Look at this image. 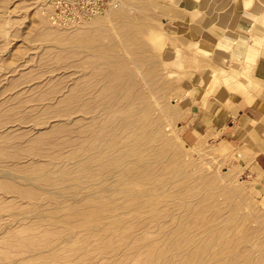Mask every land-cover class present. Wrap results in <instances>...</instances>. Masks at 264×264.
Listing matches in <instances>:
<instances>
[{
    "label": "rangeland",
    "instance_id": "374dc122",
    "mask_svg": "<svg viewBox=\"0 0 264 264\" xmlns=\"http://www.w3.org/2000/svg\"><path fill=\"white\" fill-rule=\"evenodd\" d=\"M194 6L185 0H0V115H8L0 120L10 121L0 125V132L4 131L0 133V167L19 173L12 178L18 185L12 179L0 178L1 264H79L74 258L81 255V246L97 251L100 238L105 240L107 236L104 233L103 237H95L89 229H83L84 222L77 220L81 210L94 212L97 217L89 223L97 221L98 227H110L112 235L123 238L120 242L124 245L117 253L97 251L83 264H116L127 251L132 252L118 264H140L137 253L130 250L135 240L143 239L137 234L148 235V241L156 245L155 264H264V175L253 168L256 151L248 143L249 137L245 141V136L229 128H218L214 134L209 129L200 130L191 136L200 114L202 119L216 116V111H211L215 102L224 108L226 117L225 107L240 99L232 77L223 84L219 79L213 88L209 85L213 71L228 64V54L240 49L225 48V55L214 54L207 38H187L178 29L179 11L193 12L186 22L203 19L198 11L194 12ZM251 50L255 52L253 61L262 58L264 49ZM225 74L234 76L231 72ZM136 76L140 80H135ZM126 83L131 84L126 85L128 93L146 97L145 101L138 99L133 109L147 123L151 118L149 124L145 123L147 129L148 125L154 129L161 125L163 140L155 141L152 152L157 160L148 164L151 171L127 187L130 195L150 187L149 193L145 192L143 199H128L121 194L111 201L113 192L101 191L97 184L82 187L85 183L73 177L80 172L87 153L83 151L87 145L83 135L86 120L81 117L94 105V112L99 110L103 119L106 115L114 117L117 113L108 115L112 107L101 112L106 105L103 103H110L115 87ZM98 89L99 93L86 99L84 94ZM238 101L242 106V99ZM123 102L127 100L121 99ZM75 118L79 122L73 121ZM66 138H70L71 145ZM81 177L98 181L102 178L92 174L89 177L85 172ZM21 191L26 198L17 196ZM37 209H41L39 213ZM35 212L37 218L33 216ZM177 217L181 218L178 225ZM28 228L34 236L39 235V247L32 237L30 248L7 244L12 243L11 237H25ZM130 228L136 229L135 234L129 232ZM30 252L38 255L29 256ZM49 253L54 256L48 258ZM71 253L76 255L71 261L59 259Z\"/></svg>",
    "mask_w": 264,
    "mask_h": 264
},
{
    "label": "bare ground",
    "instance_id": "6f19581e",
    "mask_svg": "<svg viewBox=\"0 0 264 264\" xmlns=\"http://www.w3.org/2000/svg\"><path fill=\"white\" fill-rule=\"evenodd\" d=\"M92 16V15H91ZM89 17V16H88ZM49 19V18H48ZM59 23V22H58ZM68 23V22H67ZM83 24V23H82ZM60 25V24H59ZM115 63H117V62H115ZM119 63V62H118ZM130 63V62H129ZM115 65V64H114ZM119 66H121V64L119 65ZM143 71V70H142ZM91 72V71H90ZM125 74V73H124ZM89 75V74H88ZM122 76H123V74H122ZM90 77H91V75H90ZM123 77H125V76H123ZM138 76H136V79L135 80H137L138 78H137ZM133 78V77H132ZM89 79V78H88ZM91 80V79H90ZM90 80H89V82H90ZM100 80H102L101 78H100ZM138 80H140V78L138 79ZM137 80V81H138ZM128 81V80H127ZM134 81V79H132V82ZM131 82V81H130ZM133 84H135V82L133 83ZM126 85H128L127 83L126 84H124V85H122V84H119L117 87H115V89H114V94L112 95V97H110V98H113V99H111V102L109 103V102H107L106 103V100H105V102L103 103V109L101 110V112L104 110H106V109H110L111 107V110H108V111H110L109 113H108V115H112V114H115V113H117L114 117H109L108 118V116L106 115V119H103L102 118V116H100V111L98 110V111H96V112H94V108H95V105H94V107L92 108L91 106H89L86 110H85V113H84V116L83 117H81V119H83L84 121L86 120V125H85V131H84V134L82 133V131H80L83 135H84V137H85V139H86V144L87 145H85L84 146V148H83V151H87V153L85 154L86 156H85V159H83L82 160V162H81V167H80V172H78V173H76V170H74L75 171V176L73 177L75 180H78V181H80L81 182V184L82 183H85V184H82V187H93L92 185H94V184H97V186H99V188H100V190L101 191H109V192H113L112 194H114L113 196L112 195H110L109 196V199L111 200V201H115V200H117V199H119L118 197H121V194H126V196L128 197V199H129V196H131V197H134V198H136V199H138V197L140 198V197H142V199L144 198V196H146V194H145V192H148L149 193V190H150V187H149V189H148V187H147V189H148V191L147 190H144V192H142V193H138L139 191H137V193L136 192H131V194L132 195H130V193H128V192H130L128 189H127V187L128 186H130V185H132V184H135V183H137V182H135V180H136V178L138 177V176H140L139 178H143L144 176L143 175H145L144 173H146L147 172V170H149V171H151V167H148V164H152V163H155L156 162V160H157V158H156V160H155V156H154V154H153V152L152 151H154V144H155V141H156V139L157 138H159V139H161L162 138V136H161V125L159 126L158 124V126H156V128L154 129V127H150L149 125H148V129H147V127H146V125H145V123H147V119L145 120L144 118H143V115H139V113L137 112V111H134V109H133V105L137 102V100L139 99V101H142L141 99H143L144 100V98H146V97H144V98H142V97H140V95H139V98H138V95H137V97L136 96H134V95H131L130 94V92L128 93V88H127V86ZM131 84H129L128 86H130ZM137 85H138V83H137ZM85 86V85H84ZM126 86V87H125ZM92 87V86H91ZM138 87V86H137ZM83 88V87H82ZM100 88V87H99ZM123 88H125V89H123ZM127 88V89H126ZM85 88H83V90H84ZM90 89V88H89ZM96 89V88H95ZM129 89H130V87H129ZM134 89V88H133ZM140 89V88H139ZM80 91V90H79ZM93 92H94V90H93ZM100 92V89H98L97 90V92H95V93H90V92H87L86 94H84V95H86L87 97H86V99L88 98V95H89V97L90 98H92L91 96L92 95H95L96 93H99ZM135 92V91H134ZM4 93V92H3ZM80 93V92H79ZM110 92H108V94H109ZM75 94V93H74ZM81 94V93H80ZM103 94V93H102ZM17 95V94H16ZM15 95V96H16ZM104 95L105 94H103L102 96H103V98H105L104 97ZM135 95H136V93H135ZM0 96H1V94H0ZM14 96V97H15ZM17 97V96H16ZM13 98V100L14 99H17V98ZM97 97V96H96ZM6 98V97H5ZM141 98V99H140ZM69 99V98H68ZM99 99V98H98ZM102 98H100V100H101ZM121 99H126L127 100V102H123V103H125V104H123V103H121ZM2 100V99H1ZM7 100H8V98H7ZM13 100H11L10 102H13ZM67 100V98H65V100L64 101H66ZM70 100V99H69ZM94 100V99H93ZM146 100V99H145ZM144 100V101H145ZM3 102L2 103H5V101H6V99H5V101H4V99L2 100ZM15 101V100H14ZM97 101H99V100H97ZM123 101V100H122ZM1 102V101H0ZM7 102V101H6ZM15 102H13L12 104H14ZM19 103V102H18ZM8 104V103H7ZM17 103H15V105H16ZM140 104V103H139ZM145 104H147V102L145 103ZM144 104V105H145ZM2 106H4L3 104H1ZM89 105V104H88ZM12 106V105H11ZM148 106H151V104L150 105H148ZM1 107V106H0ZM10 107V106H9ZM141 107V106H140ZM4 108V107H3ZM11 108V107H10ZM10 108H8V110L7 111H9L10 112V110L12 109H10ZM0 109H2V108H0ZM66 109V108H65ZM143 109V108H142ZM71 110V109H70ZM144 110V109H143ZM4 111V110H3ZM3 111H1V112H3ZM13 111V110H12ZM61 111V110H60ZM155 111V110H154ZM5 112V111H4ZM62 112V111H61ZM71 112H73V111H71ZM147 112H149V109L147 110ZM120 113V117H118V114ZM1 114V113H0ZM3 115L2 116H4V118L5 117H7L8 115H6L5 113H2ZM5 114V115H4ZM9 114V113H8ZM154 115H155V113H153ZM97 115H99V116H97ZM103 115V114H102ZM148 115V114H147ZM1 115H0V119H1V117H2ZM79 117V116H78ZM145 117V116H144ZM151 117V116H150ZM3 118V119H4ZM10 118V117H9ZM153 118V117H152ZM156 118V117H155ZM80 119V120H81ZM159 119H160V117H159ZM4 120H6V119H4ZM74 120H77L76 118L75 119H73V121ZM150 120H151V118H150ZM150 120H148V123L147 124H149V121ZM154 120V119H153ZM7 121V120H6ZM5 121V122H6ZM8 121H9V119H8ZM7 121V122H8ZM14 121V120H13ZM78 121V120H77ZM155 121V120H154ZM5 122L3 121V120H0V123H2V124H0L1 126L3 125V124H5ZM10 122V121H9ZM79 122V121H78ZM77 122V123H78ZM81 122V121H80ZM11 123H12V121H11ZM19 124V123H18ZM26 124V123H25ZM36 124V123H35ZM83 125H84V122H83ZM83 125H80L81 126V130H82V128L84 129V126ZM12 126V125H11ZM14 126H17V124L16 125H13V127ZM83 126V127H82ZM3 127V126H2ZM4 127H6V126H4ZM0 129H1V127H0ZM6 129V128H5ZM5 129H3V130H5ZM143 129H146V130H144V132L140 135L139 134V132H140V130H143ZM147 131V132H146ZM0 133H4V131H2V132H0ZM77 133V132H76ZM80 133V134H81ZM123 133H126V135L124 136L123 135ZM78 134H79V131H78ZM149 134V135H148ZM70 138H72V137H70ZM70 138H68V139H70ZM67 139V138H66ZM65 139V140H66ZM68 139L66 140L67 141V143H69V141H68ZM61 140V139H60ZM65 140H63V141H65ZM161 140H163V139H161ZM65 141V142H66ZM53 142V141H52ZM63 143V145L64 144H66V146L68 145L67 143ZM62 143V142H61ZM70 145H71V143H69ZM56 145V144H55ZM62 146V145H61ZM76 151H78L77 149H76ZM165 152L166 151H164V150H162V152L161 153H164L165 154ZM6 153H7V151H6ZM5 153V154H6ZM37 153H39V152H37ZM36 154V153H35ZM80 154V153H79ZM79 154H78V156H79ZM164 154H161V155H164ZM82 155V154H81ZM166 155V154H165ZM164 155V156H165ZM5 156V155H4ZM9 156H12V155H10L9 154ZM35 156V155H34ZM84 156V155H83ZM158 156V155H157ZM164 156H163V158H164ZM1 157V156H0ZM3 157V156H2ZM12 157H14V156H12ZM11 157V158H12ZM71 157V156H70ZM7 158V157H6ZM10 158V159H11ZM0 159H2V158H0ZM13 159V158H12ZM160 159V158H159ZM18 160H20V159H18ZM17 160V161H18ZM161 160V159H160ZM7 161V160H6ZM79 161H80V159H79ZM159 161V160H158ZM8 162V161H7ZM15 162V161H14ZM19 162V161H18ZM77 162H78V160H77ZM74 163H76V162H73V164ZM9 164V163H8ZM19 164H20V162H19ZM159 164V163H158ZM10 165H12V163L10 164ZM10 165H8V166H10ZM13 165H14V163H13ZM76 165V164H75ZM72 167V166H71ZM73 167H74V165H73ZM68 168V167H67ZM77 169H78V167H76ZM147 168H149V169H147ZM74 169V168H73ZM69 172V171H68ZM86 173L89 177H90V174H92V175H101L102 176V178L98 181V180H96V179H84V177H85V175H84V177H81L82 176V174L83 173ZM15 173V174H14ZM13 173V171H11V170H8L7 168H2V167H0V178H9V179H12V178H17L18 176H19V173H16V172H14ZM72 173V172H71ZM139 174V175H138ZM63 176H64V174H63ZM143 176V177H142ZM63 178V177H62ZM26 180H28V178H25ZM138 179V178H137ZM144 179V178H143ZM13 180V179H12ZM96 180V181H95ZM11 181V180H10ZM14 181V180H13ZM29 182H31L32 180H28ZM64 181V180H63ZM95 181V182H94ZM142 181H144V180H142ZM15 182L17 183V181H14V184H15ZM34 182V181H33ZM149 182V181H148ZM142 183H144V182H142ZM154 182H152V184H153ZM156 183V182H155ZM36 184V183H35ZM34 184V185H35ZM77 185H78V183H76ZM147 184V182H145V185ZM167 184V183H166ZM165 184V185H166ZM2 185V184H1ZM17 185H18V183H17ZM20 185V184H19ZM107 185V186H106ZM144 185V186H145ZM156 185V184H155ZM79 186V185H78ZM157 186V185H156ZM163 186H164V183H163ZM17 188L19 187V188H21L20 186H16ZM161 186H159V188H160ZM3 188V187H2ZM7 189V188H6ZM5 189V190H6ZM16 189V188H15ZM22 189H23V187H22ZM10 190H14V189H10ZM21 190V189H20ZM19 190V191H20ZM100 190H99V192H100ZM139 190H141V189H139ZM173 190V189H172ZM177 190V189H176ZM176 190H174L175 191V193L177 192ZM7 191V190H6ZM184 191V190H183ZM187 191V190H186ZM14 192V191H13ZM27 192V191H26ZM31 192V191H30ZM76 192V191H75ZM6 193H8V192H6ZM14 193H16V192H14ZM19 193V195L17 194V196H21V197H24V198H26L27 197V195H25L24 193L25 192H18ZM174 193V192H173ZM111 194V193H110ZM184 194V193H183ZM182 194V195H183ZM191 194H194V193H191ZM7 195V194H6ZM30 195V194H29ZM34 195H35V193H34ZM150 195V194H149ZM155 195V194H154ZM173 195V194H172ZM32 196V199H33V194L31 195ZM37 196V195H36ZM102 196V195H101ZM112 196V197H111ZM15 197V196H14ZM14 197H12V198H14ZM86 197H88V196H86ZM89 197H92V195L91 196H89ZM107 197H108V195H107ZM125 197V196H124ZM154 197V196H153ZM180 197V196H179ZM19 198V197H18ZM95 198V197H94ZM102 198V197H101ZM177 198V197H176ZM132 199V198H131ZM175 199V198H174ZM94 200V199H93ZM127 200V199H126ZM125 200V201H126ZM134 199H132V201H133ZM164 200V199H163ZM170 200V199H169ZM168 200V201H169ZM185 200V199H184ZM188 200V199H187ZM98 201V200H97ZM125 201H123V202H125ZM144 201H146V200H144ZM152 201V200H151ZM110 202V201H109ZM142 202V201H141ZM185 202V201H184ZM116 203V202H115ZM5 204V203H4ZM37 204V203H36ZM140 204V203H139ZM169 204V203H168ZM167 204V205H168ZM6 205V204H5ZM11 205V204H10ZM186 205H187V203H186ZM36 206V205H35ZM85 206V205H84ZM99 206V205H98ZM117 206V205H116ZM119 206V205H118ZM133 206V205H132ZM138 206H140V205H138ZM1 207V206H0ZM8 207V206H7ZM6 207V208H7ZM53 207V208H52ZM54 207L55 206H51V208L52 209H54ZM88 207V206H87ZM124 207V206H123ZM122 207V208H123ZM169 207V206H168ZM175 207V206H174ZM5 208V207H4ZM11 208V207H10ZM47 208V207H46ZM45 208V209H46ZM85 208V207H84ZM101 208V207H100ZM105 208V207H104ZM112 208V207H111ZM117 208V207H116ZM144 208V207H143ZM171 208H173V207H171ZM186 208V207H185ZM203 208V207H202ZM2 209H3V207H2ZM34 209V208H33ZM41 209H43V208H41ZM41 209H39V210H41ZM74 209V208H73ZM89 209V208H88ZM114 209H115V207H114ZM134 209V208H133ZM201 209V208H200ZM38 210V209H37ZM39 210H38V213H39ZM85 210V209H84ZM123 210H125V209H123ZM171 210V209H170ZM32 211V210H31ZM34 211V210H33ZM76 211V210H75ZM122 211V210H121ZM43 212V211H42ZM55 212H57V211H55ZM73 212V211H72ZM108 212V211H107ZM133 212V211H132ZM175 212V211H174ZM21 213V212H20ZM173 213V212H172ZM42 214V213H41ZM69 214V213H68ZM122 214V213H121ZM157 214L158 213H156V216H157ZM168 214H169V212H168ZM175 214H177V213H175ZM195 214H197V213H195ZM40 215V214H39ZM75 215V214H74ZM102 215H103V213H102ZM117 215H120V213L119 214H117ZM155 215V214H154ZM154 215H153V217H154ZM12 216V215H11ZM24 216V215H23ZM34 217H36L37 215H36V212L34 213V215H33ZM33 216H32V221H33ZM43 216H45V215H43ZM47 216V215H46ZM56 217L55 218H57L58 216L57 215H55ZM70 216V215H69ZM78 216H79V218L77 219V220H79V219H81L83 222H84V227H83V229H89L91 232V234H93L95 237H100V236H102L104 233H106L107 234V236H106V238H105V240L104 239H102V238H100V240H101V242L98 244V247H96V249H97V251H99V252H110V251H115L116 253L117 252H119L120 250H122L123 248L122 247H124V245L120 242V240H122V239H118L119 237L116 235H112V229L110 228V227H107L106 229H103V228H101V227H98L96 224H97V221H96V219H95V223H93V225H91L90 223H89V221H93L94 220V217L96 218L97 217V215L95 214L94 215V212H89V213H87V211H85V212H83L82 210L81 211H79L78 212ZM99 216V215H98ZM104 216L106 217L107 215H105L104 214ZM111 216V215H110ZM137 216H139V214L137 215ZM136 216V217H137ZM16 217V216H15ZM27 217V216H26ZM39 217V216H38ZM48 217H50V216H48ZM52 217V216H51ZM64 217H65V215H64ZM68 217V216H67ZM121 217V216H120ZM132 217V216H131ZM17 218H18V216H17ZM20 218H22V217H20ZM37 218V217H36ZM61 218H63V217H61ZM60 218V219H61ZM66 218V217H65ZM106 218H108V217H106ZM105 218V219H106ZM145 218V217H144ZM156 218H159V217H156ZM173 218V217H172ZM172 218H170V219H172ZM39 220V219H38ZM51 220V219H50ZM69 220V219H68ZM67 220V221H68ZM98 220V219H97ZM126 220V219H125ZM132 220V219H131ZM136 220V219H135ZM152 220V219H151ZM177 220H178V222H176L177 224L176 225H178V223L179 222H181L180 220H181V218L180 217H177ZM185 220V219H184ZM36 222H37V220H35ZM56 221V220H55ZM65 221V220H64ZM63 221V222H64ZM81 221V222H82ZM109 221V220H108ZM127 222H128V220H126ZM172 221V220H171ZM190 221V223L191 222H193V220L191 221V220H189ZM14 222V221H13ZM34 222V221H33ZM61 221H59V223H60ZM62 222V223H63ZM73 222V221H72ZM85 222H86V224H85ZM101 222H103V221H101ZM100 222V223H101ZM111 222V221H110ZM115 222V221H114ZM117 222V221H116ZM132 222V221H131ZM143 222V221H142ZM183 222V221H182ZM188 222V221H187ZM18 223V222H17ZM52 223V222H51ZM69 223V222H68ZM103 223H105V222H103ZM124 223V222H123ZM185 222H183V224H184ZM189 223V224H190ZM194 223V222H193ZM38 224V223H37ZM49 224H50V222H49ZM76 224H78V223H76ZM107 224V223H106ZM113 224V223H112ZM132 224H134V223H132ZM131 224V225H132ZM142 224V223H141ZM159 224V223H158ZM166 224V223H165ZM186 224V223H185ZM25 225V224H24ZM30 225H31V223H30ZM34 225V224H33ZM55 225V224H54ZM139 225V224H138ZM137 225V226H138ZM164 225V224H163ZM175 225V226H176ZM191 225V224H190ZM36 226V225H35ZM50 226H52V225H50ZM141 226V225H140ZM173 226V225H172ZM183 226V225H182ZM13 227H14V225H13ZM20 227V226H19ZM22 227H23V225H22ZM28 227H29V225H28ZM31 227H33L32 225H31ZM52 227H54V226H52ZM51 227V228H52ZM74 227V226H73ZM90 227V228H89ZM134 227H136V226H134ZM144 227V226H143ZM6 228H8V227H6ZM33 228H36V227H33ZM50 228V229H51ZM58 228V227H57ZM65 228V227H64ZM113 228V227H112ZM137 228V227H136ZM160 228H162L161 226H160ZM18 229V228H17ZM21 229V228H20ZM23 229V228H22ZM21 229V230H22ZM31 229V228H30ZM158 229H159V227H158ZM169 229V228H168ZM9 230V229H8ZM7 230V231H8ZM24 230V229H23ZM28 231H26V233H25V235H23V236H25V237H18V236H16V237H11L10 235L11 234H7L6 236H8L9 238H10V240H11V242L12 243H7V244H12V245H15L16 247H19L20 249H23V248H30L29 246H30V242L32 243V241H30V239H31V237L33 238V242L35 243V246H36V244H37V247H39V244L40 243H38L37 242V237L36 236H38L39 237V235H37L36 234V236H34L33 234L34 233H32L31 232V230H30V232H29V228L27 229ZM58 230L60 231V229L58 228ZM129 230V232L130 231H132L133 233H131V234H135L134 232H135V230L136 229H132L131 230V228L130 229H128ZM214 230H216V229H214ZM35 232H36V230H34ZM44 231H45V229H44ZM52 231V230H51ZM74 231V230H73ZM177 231V230H176ZM212 231V230H211ZM53 232V231H52ZM54 232H55V229H54ZM62 232H64V231H62ZM66 232V231H65ZM71 232V231H70ZM168 232H170V229L167 231V233ZM194 232H195V230H194ZM7 233V232H6ZM49 233L50 232H48L47 234L49 235ZM116 233V232H115ZM114 233V234H115ZM121 233H122V231H121ZM142 233V232H141ZM217 233V232H216ZM3 233H1V235H2ZM45 234H46V231H45ZM64 234V233H63ZM20 235H21V232H20ZM53 237H56V236H54L55 234H51ZM68 235V234H67ZM105 235V234H104ZM137 235H143L141 238H143V239H141V240H135V242L131 245V247H130V250H133L134 252H135V254L137 253V256L140 258V260H141V263L140 264H155V260H156V257H157V252H158V249H156L154 246H156L155 244H154V246H153V243H151V242H149L148 241V239H147V236H145L144 234H137ZM3 236V235H2ZM42 236V235H41ZM129 235H127L126 234V238H131V236L130 237H128ZM177 236V235H176ZM51 237V236H50ZM52 237V238H53ZM103 237V236H102ZM192 237V236H191ZM40 238V237H39ZM45 240L44 241H46V239L47 238H45V237H43ZM43 238H41V239H43ZM58 238V237H57ZM133 238V237H132ZM135 238V237H134ZM174 238H175V236H174ZM220 238V237H219ZM48 239H49V237H48ZM66 239V238H65ZM125 239V238H124ZM181 239V238H180ZM2 240V239H1ZM219 240V239H218ZM48 241V240H47ZM129 241V240H128ZM175 241V240H174ZM39 242H40V240H39ZM130 242V241H129ZM206 242V241H205ZM204 242V243H205ZM221 242V241H220ZM34 243H33V245H34ZM127 243V242H126ZM169 243H171V242H169ZM128 244V243H127ZM178 244V243H177ZM221 244V243H220ZM90 245V244H89ZM196 245V244H195ZM211 245V244H210ZM218 245H219V243H218ZM2 246V245H1ZM0 246V247H1ZM3 246H5L4 244H3ZM128 246V245H127ZM173 246V245H172ZM171 246V247H172ZM204 246V245H203ZM223 246V245H222ZM23 247V248H22ZM72 247V246H71ZM87 248H82V246H81V255H78L76 258H74V259H76V260H74L76 263H79V264H83L84 262L86 263V261H85V259H91V254H96L97 253V251L96 250H94L93 252L88 248V246H86ZM3 248V247H2ZM7 248V247H6ZM13 248V247H12ZM53 248V247H52ZM51 248V249H52ZM55 248V247H54ZM80 248V247H79ZM165 248V247H164ZM3 249H5V248H3ZM59 249V248H58ZM75 249V248H74ZM185 249V248H184ZM227 249V248H226ZM6 250V249H5ZM5 250H3V251H5ZM14 250H16V249H14L13 248V251ZM30 250V249H29ZM67 250H68V248H67ZM166 250V249H165ZM32 251V250H31ZM50 251V250H49ZM54 251V250H53ZM69 251L71 252V248L69 249ZM76 251V250H75ZM188 251V250H187ZM227 251V250H226ZM230 250H228V252H229ZM14 252H16V251H14ZM23 252L24 251H22V255L24 256V254H23ZM27 252V251H26ZM26 252H25V255H26ZM35 252V251H34ZM68 252V251H67ZM132 252V251H131ZM131 252H126V254H125V256L127 255V254H130ZM133 252V253H134ZM160 252V251H159ZM189 252H190V250H189ZM194 252V251H193ZM209 252V251H208ZM207 252V253H208ZM221 252V251H220ZM8 253H10V252H8ZM31 253V252H30ZM32 253H33V251H32ZM32 253L29 255V256H33L34 255V257L36 256V255H38V253L35 255V254H33L32 255ZM36 253V252H35ZM72 253H74V252H72ZM72 253L71 254H69V255H65L64 254V256H62V257H60L59 259H63V260H66V261H71V259H72V257L73 256H76V255H72ZM115 253V254H116ZM13 254V253H12ZM18 254H20L21 255V252L20 253H17V255H15V257L16 256H18ZM41 255L43 254V253H40ZM50 254V253H49ZM48 254V255H49ZM76 254V253H75ZM186 254V253H185ZM229 254V253H228ZM5 255V254H4ZM19 255V256H20ZM27 255H28V253H27ZM207 255V254H206ZM217 255V254H216ZM224 255H226V254H224ZM235 255V254H234ZM238 255V254H237ZM52 256H54V255H49V257L48 258H51ZM125 256L123 257V258H121V259H119L118 261H116L117 263L116 264H118L119 263V261L121 260V261H124L123 259H126L125 258ZM221 256V255H220ZM227 256V255H226ZM239 256H241V255H239ZM238 256V257H239ZM22 257V256H21ZM39 258H40V255L38 256ZM41 257H43V256H41ZM55 257H57V256H55ZM86 257H88V258H86ZM127 257V256H126ZM199 257H200V254H199ZM204 257H206V256H204ZM222 257H224L223 255H222ZM237 257V256H236ZM237 257V258H238ZM30 258H32V257H30ZM38 258V259H39ZM188 258V257H187ZM192 258V257H191ZM196 258V257H195ZM32 259H34V258H32ZM36 259V258H35ZM41 259V258H40ZM94 259V258H93ZM189 259H190V257H189ZM233 259H234V257H233ZM19 260V259H18ZM48 260V259H47ZM50 260V259H49ZM55 260H57V261H60V260H58V259H55ZM63 260H61V261H63ZM128 260H129V257H128ZM217 260V259H216ZM243 260H245V258L243 259ZM26 261V260H25ZM40 261V260H39ZM38 261V262H39ZM42 261V260H41ZM56 261V262H57ZM174 261V260H173ZM177 261V260H176ZM192 261V260H191ZM23 262V261H22ZM54 262V261H53ZM52 262V263H53ZM88 262V261H87ZM171 262V261H170ZM211 262H212V260H211ZM214 262V261H213ZM43 263H45L44 261H43ZM47 263V262H46ZM55 263V262H54ZM62 263V262H61ZM174 263V262H173ZM184 263V262H183ZM193 263V262H192ZM205 263H206V261H205ZM237 263V262H236ZM1 264V263H0ZM10 264V263H9ZM21 264V263H20ZM203 264V263H202ZM233 264H235L234 263V261H233ZM239 264H241V262L239 263Z\"/></svg>",
    "mask_w": 264,
    "mask_h": 264
},
{
    "label": "crops",
    "instance_id": "0c3cea01",
    "mask_svg": "<svg viewBox=\"0 0 264 264\" xmlns=\"http://www.w3.org/2000/svg\"><path fill=\"white\" fill-rule=\"evenodd\" d=\"M185 1L195 5L194 12L198 11L203 17L200 22L191 23L186 20L192 18L193 12L189 13L187 9L178 12V29L187 38H207L212 43L209 47L218 55H225L222 53L225 48L240 49L228 54V64L213 71L210 80L213 82L209 85L213 88L219 79L223 84L232 77V84L241 96L237 95L238 100L243 101L242 106L238 100L227 105L226 117L223 116L224 108L215 102L211 111L215 110L216 116L202 119L200 114L193 124L195 132L191 136L200 130L209 129L214 134L218 128H229L232 133L245 136V141L249 137L248 143L256 151L253 168L264 175V51L256 62L253 61L255 52L251 50L264 49V0Z\"/></svg>",
    "mask_w": 264,
    "mask_h": 264
}]
</instances>
